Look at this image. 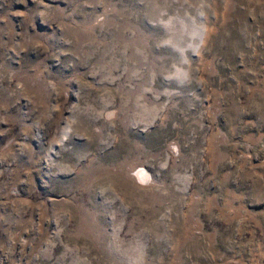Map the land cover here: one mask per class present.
<instances>
[{
  "label": "rangeland",
  "instance_id": "374dc122",
  "mask_svg": "<svg viewBox=\"0 0 264 264\" xmlns=\"http://www.w3.org/2000/svg\"><path fill=\"white\" fill-rule=\"evenodd\" d=\"M0 264H264V0H0Z\"/></svg>",
  "mask_w": 264,
  "mask_h": 264
}]
</instances>
